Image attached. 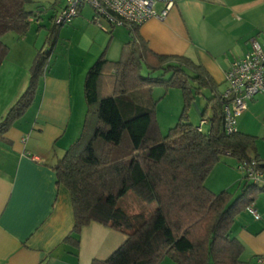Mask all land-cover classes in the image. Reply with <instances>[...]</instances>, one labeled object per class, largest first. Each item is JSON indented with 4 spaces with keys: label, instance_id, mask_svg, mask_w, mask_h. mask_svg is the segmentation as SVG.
I'll return each instance as SVG.
<instances>
[{
    "label": "trees",
    "instance_id": "trees-1",
    "mask_svg": "<svg viewBox=\"0 0 264 264\" xmlns=\"http://www.w3.org/2000/svg\"><path fill=\"white\" fill-rule=\"evenodd\" d=\"M34 3L0 0V69L10 53L3 38L28 34L37 14L30 8ZM60 27L55 24L47 39L51 50L36 54L27 89L0 122V139L32 106ZM139 28L128 29L132 40L124 44L119 61H110L104 51L86 74L82 132L54 167L57 185L68 190L74 210V228L65 242L79 249L82 230L96 223L126 239L110 257L91 264H162L167 258L175 264H243L244 245L231 231L264 187L243 177L238 195L228 190L214 194L205 181L224 158L255 160L264 172L256 138L226 131L228 100L202 65L156 54L138 38ZM145 67L149 74L163 75L144 76ZM158 85L179 88L184 97L180 119L166 135L154 108L127 101L133 92ZM205 91L212 96H204ZM196 95L204 96L212 110L201 128V122L193 125L188 117ZM129 193L147 210L131 216L120 207Z\"/></svg>",
    "mask_w": 264,
    "mask_h": 264
},
{
    "label": "crops",
    "instance_id": "crops-1",
    "mask_svg": "<svg viewBox=\"0 0 264 264\" xmlns=\"http://www.w3.org/2000/svg\"><path fill=\"white\" fill-rule=\"evenodd\" d=\"M82 27L94 37L95 49L78 57L55 54L32 106L0 139V264H91L110 257L126 239L93 223L82 230L79 249L65 242L74 228V210L68 190L57 185L54 167L81 134L87 112L85 74L104 48L109 54L107 35L80 20L75 28ZM138 38L156 54L186 57L202 65L219 87L227 86L230 63L251 51L253 39L264 43V0H180L165 21L153 19L142 25ZM35 54L31 53L32 62ZM11 55L12 49L0 69V122L26 90L30 76L31 65L24 67ZM244 114L237 129L256 138L264 164V94L249 101ZM238 165L224 158L207 177L206 188L220 194L238 185L241 191ZM253 206L261 219L245 211L231 231L244 245L243 264H261L259 259L264 258V193ZM162 264L175 263L167 258Z\"/></svg>",
    "mask_w": 264,
    "mask_h": 264
},
{
    "label": "rangeland",
    "instance_id": "rangeland-1",
    "mask_svg": "<svg viewBox=\"0 0 264 264\" xmlns=\"http://www.w3.org/2000/svg\"><path fill=\"white\" fill-rule=\"evenodd\" d=\"M41 1L45 3L44 4L45 6L46 5L47 6L38 8L37 5ZM46 1H53V0H35V3L30 6L31 8L35 7L34 9L37 12L42 13L41 14L42 17L39 19L40 22L39 24H41L42 27L38 26L37 18H34V20L31 23L30 31L26 36L22 37L17 35L16 33H9L8 35H5L4 42L7 43L10 49H12V55L10 56V58L14 57L18 59L21 65H23L24 67H27L28 65H31L32 67L33 62L32 60H30L31 53L36 52L37 54L38 51L40 50H43L45 52L51 50L50 43H48L47 40L48 37H50L51 35L53 26L55 25V22L52 21L51 18L59 14L60 9L65 5V0H60L59 3L55 4V8H53L50 3L46 4ZM82 11L83 14L81 16L75 17L71 23L64 24L62 25V27H60L58 33V41L56 46L51 52V55L49 57L50 60L53 56H55V54L56 55L69 54L71 55V57L74 56L78 57L80 54L88 53V51L92 47L93 49H95L94 37L92 36L91 33L87 32V27H82L77 29L75 28L77 27V24L81 20V22L85 23V25L91 24L93 27H96L102 34L107 35V41L105 47H108L109 45V54L107 50H106V54L109 57L110 61L113 62L119 61L122 58L123 45L125 43L131 42L132 40L128 29L126 27H117L113 29V34H110L92 22L94 11L89 6H85L82 9ZM19 41H20L19 46L16 49L18 44L17 42ZM21 44L25 45L29 50L24 49L22 51L20 47ZM105 49L108 48H104L100 53L105 51ZM56 50L57 52H55ZM143 75L159 77L163 75V72H156L149 74V72L146 70L145 67L143 71ZM168 77L169 76L166 75L165 79H168ZM20 79L21 78H18V81ZM28 79L30 80V76ZM226 88L227 86L225 83H223L219 87V89L223 91H225ZM204 96L210 98L212 95L209 91H205ZM204 96L196 95L194 103L191 105V107L188 110L189 121L193 125H199L202 119H207L212 115V110L210 107H207V100L205 99ZM19 99L17 100V102L19 101ZM127 101L134 102L143 107L154 108L156 111L157 120L161 127V131L165 135L168 133L169 129L175 127V125L178 123L184 107V97L182 90L175 87L168 88L167 86L164 85L154 86L152 87V89L146 88L135 91L128 96ZM16 103L12 107H14ZM202 113H204L203 116ZM80 132H82L81 128L79 130V133ZM238 187L239 186L237 185L230 192L236 193L239 190ZM119 206L127 209V211L131 216L138 215L143 211L147 210L145 209V206H143L132 193H129L127 196L121 199L119 202ZM147 213L150 214V211H148Z\"/></svg>",
    "mask_w": 264,
    "mask_h": 264
},
{
    "label": "built area",
    "instance_id": "built-area-1",
    "mask_svg": "<svg viewBox=\"0 0 264 264\" xmlns=\"http://www.w3.org/2000/svg\"><path fill=\"white\" fill-rule=\"evenodd\" d=\"M180 0H65V5L55 15L56 25L71 23L78 17L85 6L94 11L93 23L106 32L117 27L132 29L141 27L150 20L165 21L175 5ZM37 12V23L42 17ZM227 90L224 98L228 100L223 108L225 128L228 133L238 131L237 120L247 110L248 102L256 96L264 94V43L252 40V49L241 59L230 63L226 72ZM207 121H202L200 128ZM239 171L248 180L264 187V172L259 164L239 163ZM247 212L255 220L261 215L254 206L247 208ZM264 264V258L259 259Z\"/></svg>",
    "mask_w": 264,
    "mask_h": 264
}]
</instances>
